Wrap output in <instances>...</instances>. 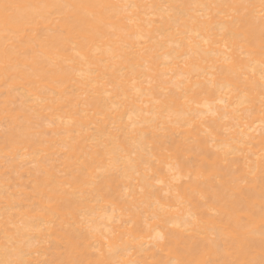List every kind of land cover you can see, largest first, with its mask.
Masks as SVG:
<instances>
[{
  "label": "bare ground",
  "instance_id": "6f19581e",
  "mask_svg": "<svg viewBox=\"0 0 264 264\" xmlns=\"http://www.w3.org/2000/svg\"><path fill=\"white\" fill-rule=\"evenodd\" d=\"M4 3L0 261L258 264L262 0Z\"/></svg>",
  "mask_w": 264,
  "mask_h": 264
},
{
  "label": "snow or ice",
  "instance_id": "6c2138e0",
  "mask_svg": "<svg viewBox=\"0 0 264 264\" xmlns=\"http://www.w3.org/2000/svg\"><path fill=\"white\" fill-rule=\"evenodd\" d=\"M23 7L21 5L18 4H11V3H4V4H0V16H2L3 19V24L6 30H10L13 26L19 25L21 23H32L34 21L32 20H27L24 19L22 17L19 16L18 14V10ZM46 8H49V15H55L56 11L58 8L60 7H64V6H60V5H51V6H43ZM78 7L80 8H91V9H95L98 10L99 13H103L108 11L111 6L109 5H104V4H93V5H79ZM234 10L236 8H238L239 6L237 5H233L231 6ZM97 13H92V15H96ZM261 20L262 22H264V0H262V16H261ZM262 39H261V45H260V55H261V67H262V71H261V75H260V83H259V88L261 91V105L262 107H264V28H262ZM205 43H208L207 40H205ZM244 85L245 90L247 91H251L253 89H255L257 87V84L255 83V81H249L248 77H244L242 82ZM220 103L224 104L227 107V101L222 100L220 101ZM111 164L113 167H116L119 164L118 160H112ZM51 203V201L49 202ZM262 213H264V206H262L261 208ZM262 235H264V231H262ZM224 240H228L231 238L230 235H223L221 237ZM164 240V237L157 233V243H160ZM105 241L107 242V238H105ZM216 242V237L213 238V240L210 242V244H215ZM112 251L111 246H109V252ZM122 251H127V248L122 249ZM0 264H26V262L20 258L17 259H11V260H7V261H0ZM96 264H104L103 261H98L96 262ZM129 264H137L136 261H130ZM171 264H181L180 261H172ZM205 264H213V261L208 260L205 262ZM232 264H241V262H232ZM242 264H257V262L255 260L252 261H245L242 262ZM258 264H264V248H262L261 251V259L258 262Z\"/></svg>",
  "mask_w": 264,
  "mask_h": 264
}]
</instances>
